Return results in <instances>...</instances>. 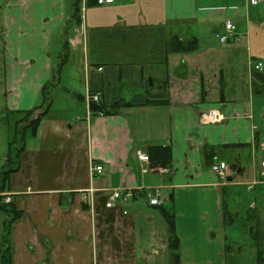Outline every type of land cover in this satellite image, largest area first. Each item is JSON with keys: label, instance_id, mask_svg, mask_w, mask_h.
I'll list each match as a JSON object with an SVG mask.
<instances>
[{"label": "crops", "instance_id": "0c3cea01", "mask_svg": "<svg viewBox=\"0 0 264 264\" xmlns=\"http://www.w3.org/2000/svg\"><path fill=\"white\" fill-rule=\"evenodd\" d=\"M66 1L0 0V125L16 116L17 131L21 111L46 102L45 83L58 84L55 71L67 55L54 63L55 34L66 35L73 51L84 43L93 57L86 66V95H78L84 105L49 108L36 134L26 133L19 168L0 190L21 212L9 231L10 264H172L161 213L167 202L150 205L145 188H252L261 178L264 88L254 91L261 80L254 71L262 62L264 74V6L249 0H144L138 9L134 0L132 11L121 16L114 0L105 5L113 20L91 25L90 39L89 26L81 30L87 25L82 11L74 16L73 0ZM94 5L88 1L85 8ZM227 18L236 29L222 41ZM197 37L196 50H173ZM92 93L126 103L115 114H95L86 98ZM212 108L223 121L202 120ZM154 145L169 146L172 160L168 167L151 161L153 169L142 172L137 154H149ZM226 152L233 162L224 160ZM245 154L248 165L242 163ZM8 155L0 170L11 169ZM220 161L229 164L225 179L212 171ZM96 163L105 170L92 176ZM114 189L133 191L131 202L107 208ZM9 218L0 209V264L8 260L1 251Z\"/></svg>", "mask_w": 264, "mask_h": 264}, {"label": "rangeland", "instance_id": "374dc122", "mask_svg": "<svg viewBox=\"0 0 264 264\" xmlns=\"http://www.w3.org/2000/svg\"><path fill=\"white\" fill-rule=\"evenodd\" d=\"M70 1L66 2L70 4ZM117 1L122 6L117 13L121 16L130 13L135 4L134 0ZM136 3V8H144V0ZM81 11L84 23L87 22L81 30L85 32L89 26L86 35L88 38L91 36V25L98 20L100 24L111 23L114 18L113 14L109 15L111 11L104 4L89 6ZM155 13L160 11L156 10ZM65 30L71 32L72 28L66 26ZM81 38L84 42L85 36L82 35ZM53 40L54 63L57 59L67 57L58 72V84L51 87L50 109L62 106L80 110L84 102L78 95H86V66L93 57L90 54L88 58V53L85 54L84 43L73 51L66 45L68 39L62 33H58V36L55 34ZM46 103L41 99L39 101L44 106ZM15 118L16 116L11 117L8 125H0V163L10 151V136L17 132L14 130ZM223 158L227 163L234 161L229 152ZM249 162L250 158L245 154L242 163L248 165ZM251 184V189L239 183L224 184L222 187L162 190V199L167 202L164 207L176 215L184 264H264V182ZM172 194H175L174 201L170 199Z\"/></svg>", "mask_w": 264, "mask_h": 264}, {"label": "trees", "instance_id": "16d2710c", "mask_svg": "<svg viewBox=\"0 0 264 264\" xmlns=\"http://www.w3.org/2000/svg\"><path fill=\"white\" fill-rule=\"evenodd\" d=\"M73 15L77 16L80 14L81 10H82V3L81 0H73ZM80 16V15H79ZM66 45H67V41H66ZM176 47H173V50L176 51H193L196 50L199 45H198V37L197 38H191L186 40L185 42H178L177 45H175ZM155 47L159 48L158 44L155 45ZM170 49L169 47H167V52H169ZM260 69H256L254 71V76L255 78L261 79L260 83L256 85L255 83V89L254 91H256V93L262 92L263 90V86H264V74L259 72ZM58 72H59V68L56 69L55 71V75L58 76ZM57 76H55V79H57ZM52 84L53 81L49 82V83H45L43 90H42V97L43 100H46V106H43V104L41 105H36L34 106L32 109L30 110H25V111H21L23 114L21 116V118H19V121L17 122V135H16V139L11 141V146H10V152L9 155L7 157V161H8V165H11V169L9 171H4V170H0V183H2L0 186V190H4L5 188V180L8 176H10L12 173L11 171L18 169L19 168V155L23 152L24 150V146H25V140H26V133H29L31 136H34L37 132V129L39 127V123L42 119V117L48 113L47 111L50 108V105L52 103L51 100V90H52ZM100 101L99 102H92L90 105V110H92L95 114H115L118 109L117 106H119V104H125L126 102H123L122 99L120 100H116L115 102L112 103H108L105 100L103 101L104 97L103 96H99ZM128 103H135V102H128ZM127 103V104H128ZM42 110V113L36 114L37 110ZM19 143L18 145H15ZM151 157V161L152 164L158 165V166H162V167H168V165L170 164L171 160H172V154H171V148L169 146H160V145H154L152 147H150L149 150V154ZM14 165V166H13ZM0 209H4L7 210V212H9L10 218L7 220V224L5 227V236L3 239V243L2 245H4L1 254H6V256L8 257L7 264H10V245H9V238H10V229L11 226L14 223V220L19 218L21 216V212L17 211L16 209L12 208L10 203H6L3 201V197L0 196ZM161 213L164 215L166 222H167V226H168V238H169V250H170V262H172V264H181L180 261V244H181V240L180 237H178L177 234V226H176V215L171 212L169 209L167 210L165 207L161 206Z\"/></svg>", "mask_w": 264, "mask_h": 264}, {"label": "built area", "instance_id": "2783aa9c", "mask_svg": "<svg viewBox=\"0 0 264 264\" xmlns=\"http://www.w3.org/2000/svg\"><path fill=\"white\" fill-rule=\"evenodd\" d=\"M95 2H97V4H112L114 2V0H94ZM88 2V0H83V3ZM249 3L251 5H263L264 6V0H249ZM224 28H225V34H221L220 39L222 41H226L229 39L230 36H233L234 34V30L236 29V25L234 20H231L229 18L226 19L225 23H224ZM257 69L258 68H262V63L259 62L256 65ZM88 100L89 101H94V102H98L100 100L98 94H92L88 96ZM202 120L204 122L207 123H217V122H221L224 120L225 116L223 115V113H221L218 109H212L208 112H204L202 115ZM139 161L142 163L141 167H142V172H148L149 170L153 169L152 167H150V160L151 158L149 157V155L146 152H138L137 154ZM261 165H260V174H261V178H260V182H264V155L261 159ZM227 167V164L224 162H219V163H214L213 167H212V171L213 173H216L218 176L224 178L225 177V169ZM91 170V175H99L102 174L104 172V167L102 164L100 163H96L94 166H92L90 168ZM146 191V197H147V201L150 205L152 206H156V205H162L164 203L163 199H162V195H161V191L158 190V188H156L155 190H151L149 188L145 189ZM134 195V192L131 190H119V189H114L111 191V195L109 196V199L107 201V203H105L106 207H114L116 206V203L120 204H129L132 200V197ZM4 199L6 202H11L12 201V197H10V195L4 194ZM124 213H127V210L123 211Z\"/></svg>", "mask_w": 264, "mask_h": 264}, {"label": "water", "instance_id": "95a60500", "mask_svg": "<svg viewBox=\"0 0 264 264\" xmlns=\"http://www.w3.org/2000/svg\"><path fill=\"white\" fill-rule=\"evenodd\" d=\"M42 113V110H37L36 114Z\"/></svg>", "mask_w": 264, "mask_h": 264}]
</instances>
